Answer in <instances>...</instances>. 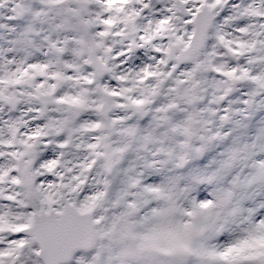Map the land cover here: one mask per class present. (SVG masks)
<instances>
[{"label": "snow or ice", "instance_id": "1", "mask_svg": "<svg viewBox=\"0 0 264 264\" xmlns=\"http://www.w3.org/2000/svg\"><path fill=\"white\" fill-rule=\"evenodd\" d=\"M43 2L63 38L44 37L42 62L11 59L0 68V264H183L188 255L211 264H264V219L222 248H205L202 237L156 243L188 221L169 227L165 209L144 211L169 197L121 164L130 151L171 149L119 114L154 112L157 126L182 133L179 147L188 148L210 123V110L194 107L204 73L222 77L219 100L240 81L264 86V0L231 4L222 22L229 0ZM244 17L255 22L233 27ZM138 50L151 53L149 62L124 68ZM178 110L187 117L173 124L169 113ZM121 172L123 187L115 191Z\"/></svg>", "mask_w": 264, "mask_h": 264}, {"label": "rangeland", "instance_id": "2", "mask_svg": "<svg viewBox=\"0 0 264 264\" xmlns=\"http://www.w3.org/2000/svg\"><path fill=\"white\" fill-rule=\"evenodd\" d=\"M240 2L241 0H237L233 4ZM37 12L41 15L37 16ZM230 13L232 14V10ZM221 17L220 15L219 20L224 19ZM58 22L56 14L49 10L43 0H0V68L11 59L27 63L44 61L47 58L45 53L48 51L44 37L63 38V33L53 31V25ZM243 22L251 24L255 20L244 17L233 23L241 25ZM144 55L143 50H138L134 57L127 59V67L133 62L134 68L136 64L138 67L142 66L145 61ZM256 70L259 71L260 67L256 66ZM203 79L205 81L204 91L201 93L203 98L197 101L194 107L210 110L204 113L205 119L210 123L205 124L201 132L191 138L190 146L181 149L179 144L186 137L182 133L169 132L164 125L157 126L154 120L155 113L145 111L136 119L138 120L136 128L142 135L153 133L158 139H164L165 145L171 149V154L153 155L154 148L148 152L143 149L130 151L122 161L121 167L134 168L140 175L142 184L161 187L175 185L176 198L185 208H190L194 203L213 202L217 197H226L223 207L215 210L217 217L215 226L199 239V244L212 249L222 248L240 238L251 225L264 219V124L258 123L261 117L258 115L255 122L258 124L256 126L254 124L252 129L247 127V119L244 118L248 111L257 112L258 108L264 106V86L255 81H240L223 100H219L217 97L222 92L218 87V81L222 78L215 73L207 72L203 74ZM251 93L258 94L259 103L250 101L247 104V97ZM162 100L163 98L154 103L153 108L158 107ZM186 107L191 111L193 106ZM232 107L236 114L234 119L225 116L226 119L222 122L217 120ZM169 115L173 124H179L186 119L187 112L178 110ZM239 127H244L245 131L236 134ZM224 128L228 131L227 135L231 136V140L225 144L224 140L228 136L223 135L226 132L223 131ZM165 132H168L167 137L164 136ZM205 135H209L210 138H206ZM237 154L239 158H236ZM198 157L201 159L198 160ZM253 170L256 172L254 177L251 174ZM203 176L213 179L215 184L202 182ZM233 177L237 180L236 184ZM124 179L121 172L113 185L115 191L123 187ZM247 199L249 203H254L253 208L249 210L244 207ZM157 203L155 200L151 201L145 210L157 206ZM243 210H247L248 215H253L245 219L238 218L237 215ZM196 258L193 260V255L185 256L183 264H211L206 257L199 258L197 255Z\"/></svg>", "mask_w": 264, "mask_h": 264}, {"label": "clouds", "instance_id": "3", "mask_svg": "<svg viewBox=\"0 0 264 264\" xmlns=\"http://www.w3.org/2000/svg\"><path fill=\"white\" fill-rule=\"evenodd\" d=\"M168 199H161L157 201V206L165 209V216L162 222L169 227L176 226L182 221H188V227H180L178 231L172 235L160 236L156 243L163 242L164 244L173 243H191L197 238L203 237L212 227L215 226L216 215L215 210L222 208L226 202V197H217L209 208H202L201 203H194L190 208L182 207L181 203L175 195V185L171 187L162 186ZM147 211V210H144ZM191 212L192 215L188 216L187 213ZM131 220H136L137 217H130ZM138 231H143L144 226L138 225Z\"/></svg>", "mask_w": 264, "mask_h": 264}, {"label": "trees", "instance_id": "4", "mask_svg": "<svg viewBox=\"0 0 264 264\" xmlns=\"http://www.w3.org/2000/svg\"><path fill=\"white\" fill-rule=\"evenodd\" d=\"M251 100L253 101V102H260V98L258 97V96H253V97H251ZM258 115H261V117L259 118V122L258 123H262V124H264V106H262L261 108H258V111L257 112H251V111H248L247 112V127H250V128H252L253 129V127H254V124H255V126L258 124V123H255L256 122V120H257V118H258ZM237 126H238V124H237ZM245 131V129H244V127H239V128H237V133H242V132H244ZM239 158V155L237 154V156H236V158ZM243 157H244V155H243ZM238 161V160H237ZM199 163V162H198ZM204 168H206V166L204 167ZM255 170H253L252 172H251V174H252V177H254L255 176ZM233 179L235 180V184H236V182H237V180L233 177ZM201 181L203 182V181H206V182H210L211 184H215V181L213 180V179H211V178H209L208 176H203V178L201 179ZM247 189H249L248 187H247ZM210 190V189H209ZM209 196H211L212 197V195H209ZM241 203V202H240ZM244 207H247V209H251V208H253L252 207V204H247L246 206H244ZM246 215V212L244 211V212H241L240 214H238L237 215V217L238 218H242L243 216H245ZM247 216H248V214H247ZM196 256L197 255H193V260L194 259H197L196 258ZM199 256V255H198ZM200 257H202V256H199V258Z\"/></svg>", "mask_w": 264, "mask_h": 264}, {"label": "flooded vegetation", "instance_id": "5", "mask_svg": "<svg viewBox=\"0 0 264 264\" xmlns=\"http://www.w3.org/2000/svg\"><path fill=\"white\" fill-rule=\"evenodd\" d=\"M110 83H112V81H109ZM113 84V83H112ZM114 84H115V82H114ZM130 113H132L131 111H130ZM85 119H87V118H89L88 117V115L87 114H85V117H84Z\"/></svg>", "mask_w": 264, "mask_h": 264}]
</instances>
